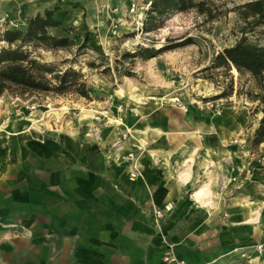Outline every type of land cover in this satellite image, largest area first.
<instances>
[{
    "label": "crops",
    "instance_id": "0c3cea01",
    "mask_svg": "<svg viewBox=\"0 0 264 264\" xmlns=\"http://www.w3.org/2000/svg\"><path fill=\"white\" fill-rule=\"evenodd\" d=\"M131 1L0 0V14L27 20L58 6L73 12L76 26L95 28L103 18L115 16L114 8L124 12ZM9 97L0 95L5 102ZM161 106L169 109L156 110L157 128L141 132L150 141L193 140L197 146L200 127L206 136L212 133L197 112L192 118L198 125L191 117L169 114L179 111L175 106ZM10 110H0V264H212L231 249V241H238L237 234L228 233L220 242L213 239L227 195L194 197L197 185L214 172L211 162L228 160L224 145L237 124L232 133L222 129L189 154L163 143L143 148L133 153L132 164L121 160L129 143L122 142V151L113 147L118 129H91L88 137L77 128L53 130L39 124L43 120L15 119ZM181 117L190 129L180 128ZM164 120L174 129L159 128ZM231 153L236 166L242 165L238 151ZM188 155L194 157L193 166L186 163ZM158 210H167L160 220L154 216ZM166 247L175 262L164 261Z\"/></svg>",
    "mask_w": 264,
    "mask_h": 264
},
{
    "label": "rangeland",
    "instance_id": "374dc122",
    "mask_svg": "<svg viewBox=\"0 0 264 264\" xmlns=\"http://www.w3.org/2000/svg\"><path fill=\"white\" fill-rule=\"evenodd\" d=\"M198 1L204 2L203 8L187 9L156 20L153 25H158V28L150 32L142 31V26L135 24L133 16L124 12L123 18H103L99 21V27H87L101 46V53L77 50L83 35V24L76 26L73 12L63 11L59 18L60 26L51 29L50 35L68 38L73 45L54 50L29 46L23 49L29 52L30 59L53 71L51 75L37 74L52 85L57 83L55 75L65 71L74 72L77 76L75 81L61 93L23 91L13 87L5 92L32 106L33 120H43L39 122L43 127L51 126L53 130L77 128L88 137L91 129H98L99 132H106L109 127L118 129L115 139L129 143L131 154L142 152L143 148L154 149L162 143L164 148H175L189 154L194 148H202L210 135L215 137L222 129L232 133L237 124L236 134L227 138L224 145L230 151L228 160L218 165L211 162L210 168L214 172L202 180L196 189L202 186L206 187L207 195H227L224 205L220 204L224 209L219 215L223 222L218 224V233L213 235L214 243L226 233L231 236L237 234L238 238V241H231V249L217 256L212 264H264V144L251 147L254 131L262 117V105L258 100L261 92L257 81L245 71H236L231 66L211 68L214 57L242 37L251 44L264 47V25L255 27L251 17L245 18V5L257 0ZM4 18L5 22L13 24L26 20L11 13H1L0 19ZM118 18L120 20L114 34L112 25ZM5 22L0 20V34L5 29H11ZM182 41L188 44L149 60L124 58L127 54L139 53L140 48L158 49ZM2 47H6V44L0 43V49ZM78 85L81 87L78 88ZM82 90L87 96H82ZM118 91H122V94L119 95ZM175 98L186 107V112L170 102ZM161 105L179 109L169 110L170 113H167L171 115L183 114L192 118L197 112L205 125L212 127V133L206 136L200 127V134H195L200 141L197 146L193 140L184 142L176 139L170 142L161 137L150 141L141 132L157 128L152 118L156 116V110L169 109ZM63 108L67 110L64 112ZM81 109L94 114L81 118ZM110 116L117 120L120 118L118 121L127 126L131 134H127L122 127L109 124L106 117ZM56 117L62 120L56 122ZM179 124L181 129H190L183 117ZM162 126L159 128L164 131L174 129L165 120ZM113 147L117 149L115 140ZM231 150L238 151L243 158L242 165L236 166V156ZM129 152L124 153L122 161ZM133 156L135 163L137 157ZM193 158L186 156V163L193 166ZM223 177L228 178L225 187L222 186ZM220 205L209 204L208 207L216 209Z\"/></svg>",
    "mask_w": 264,
    "mask_h": 264
},
{
    "label": "trees",
    "instance_id": "16d2710c",
    "mask_svg": "<svg viewBox=\"0 0 264 264\" xmlns=\"http://www.w3.org/2000/svg\"><path fill=\"white\" fill-rule=\"evenodd\" d=\"M203 1L198 0H150V5L142 22V31L150 32L158 28L153 22L187 9H201ZM247 12L245 18L251 17L256 26L264 25V0H257L245 5ZM64 12L58 6L37 13L24 22L23 28L5 29L0 34V43L6 47L0 49V95L10 88H19L32 92H63L67 86L72 85L77 77L72 71H65L55 75L56 85H52L43 76L37 74H53L47 66L38 64L30 59L29 52L24 47H43L46 49L68 48L72 44L68 38H58L49 34V30L60 26V17ZM56 15V17H55ZM160 23V22H159ZM81 43L77 50H92L101 53V46L95 41L94 36L85 24ZM187 41L164 45L158 49L140 48L139 53L127 54L124 58H143L149 60L157 55L186 46ZM234 67L236 71L249 73L258 83L261 94L258 96L262 105V117L254 131L251 147L257 148L264 144V47L249 43L244 37L240 38L233 46L225 48L218 53L211 62L212 69ZM233 68V69H234ZM81 85H78L80 88ZM84 88V87H82ZM82 96L87 93L82 90Z\"/></svg>",
    "mask_w": 264,
    "mask_h": 264
},
{
    "label": "built area",
    "instance_id": "2783aa9c",
    "mask_svg": "<svg viewBox=\"0 0 264 264\" xmlns=\"http://www.w3.org/2000/svg\"><path fill=\"white\" fill-rule=\"evenodd\" d=\"M150 5V2L148 3H144V1L142 2L141 0H132L129 7H127V9L124 10V13L129 14L131 16H133V21L135 22L136 25L138 26H142V22L144 20V14L145 12L148 10ZM112 14H114L116 17L119 18H123V11L120 10L119 7H116L112 10ZM113 19L115 21H113V33L115 34L116 31L115 29H117L118 27V21L120 19ZM3 22H5V18L4 19H0ZM4 24H9L11 27L9 28H14V29H18L20 27L24 26V22H20L17 24H13V22L10 21H6ZM13 26V27H12ZM175 101H170L171 103H173L174 105H176L179 109L183 110L184 112H186V107L183 106L178 98L174 99ZM6 107H10V113L9 116L14 117L15 119L18 120H32L33 117V107L22 102L18 97H9V99L5 102L3 101L2 98H0V110H5ZM216 112L217 114L220 113L219 109L216 108ZM2 125V122L0 121V126ZM41 134V133H40ZM125 161L126 162H130L132 163L134 161V156L133 154H128L127 157H125ZM165 211H155L154 212V216L156 217V219H162L164 216V212ZM165 262H175V258L172 255V251L170 247H166V250L164 251V257H163ZM178 264H183L182 262H178Z\"/></svg>",
    "mask_w": 264,
    "mask_h": 264
},
{
    "label": "bare ground",
    "instance_id": "6f19581e",
    "mask_svg": "<svg viewBox=\"0 0 264 264\" xmlns=\"http://www.w3.org/2000/svg\"><path fill=\"white\" fill-rule=\"evenodd\" d=\"M119 95H121L122 94V91H118L117 92ZM171 101H174V100H171ZM64 112L67 110L66 108H63L62 109ZM54 111V110H53ZM50 114H53V113H50ZM93 112H91V111H87V110H84V109H81L80 110V117L81 118H87V117H92L93 116ZM103 115H106V114H103ZM46 117H48V116H46ZM33 120V119H32ZM108 122H109V124H115L117 127H122L123 129H125L124 131L125 132H127V134L128 133H130L131 134V130L129 129V128H127V127H125L124 126V124L122 123V122H120V121H118L117 119H114V118H109L108 119ZM122 142L123 141H120L119 143H117L116 144V146L115 147H122ZM121 147H120V149H121ZM227 183H226V180H222V186L223 187H225V185H226ZM207 193V189H206V187H199L195 192H194V197H195V199L196 200H198L199 199V197L201 196V195H204V194H206Z\"/></svg>",
    "mask_w": 264,
    "mask_h": 264
}]
</instances>
